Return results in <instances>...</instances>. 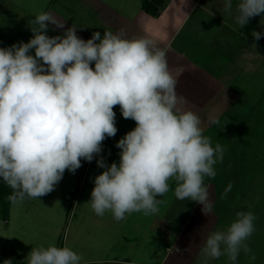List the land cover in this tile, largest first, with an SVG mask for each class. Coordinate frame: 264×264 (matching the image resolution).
<instances>
[{
  "label": "clouds",
  "instance_id": "9594fccd",
  "mask_svg": "<svg viewBox=\"0 0 264 264\" xmlns=\"http://www.w3.org/2000/svg\"><path fill=\"white\" fill-rule=\"evenodd\" d=\"M232 0L224 12L232 15ZM236 23L264 16V0H239ZM32 38L0 48V179L13 191L11 204L36 199L54 190L65 170L75 173L81 160L97 159L105 169L94 179L90 206L97 216L110 211L117 221L126 214H155L174 181L178 200H190L212 212L205 178H215L214 165L224 149L203 134L200 117L185 109V97L168 67L166 52L149 38L129 39L112 31L93 32L85 41L76 27L62 36L47 35L49 25L64 29V20L39 12L30 22ZM264 33L252 32L254 40ZM34 50L35 55L30 54ZM94 64V68L91 66ZM119 106L136 127L117 143L119 163L100 156L106 138L115 137ZM211 123H218L210 116ZM232 189L229 184L223 196ZM223 196L221 198H223ZM256 217L240 211L225 231L207 235L199 255L237 264ZM179 252V249H177ZM255 260V256L249 257ZM28 264H80L69 247L32 248ZM4 264H11L5 261Z\"/></svg>",
  "mask_w": 264,
  "mask_h": 264
},
{
  "label": "rangeland",
  "instance_id": "374dc122",
  "mask_svg": "<svg viewBox=\"0 0 264 264\" xmlns=\"http://www.w3.org/2000/svg\"><path fill=\"white\" fill-rule=\"evenodd\" d=\"M6 1L0 0V48L11 47L20 42L27 43L32 38L31 35L33 36L30 22L37 13L45 12L47 4L54 2V0H15L13 5L6 7V5H2ZM101 1L103 6L102 4H99L101 6L96 5L95 0H60L58 5L63 8V12H56L57 14L61 12L65 28L58 35L62 36L67 28L74 26L77 28V36L85 41L90 39V32L93 34L96 31H99L103 36L105 31L119 33L123 30L126 37L127 28H122L121 25L116 27V24L107 25V18L114 16L123 23L129 20L126 19L127 17H130L136 18L140 22V16L143 14L142 0ZM104 4L109 7L107 8ZM111 4L115 7L114 9ZM136 24L126 23V26L131 30L134 27L136 30L138 28ZM259 24L261 25L259 31L264 33V16L251 18L243 28L248 29ZM211 25V27H216L218 24ZM48 29L50 28L48 27ZM221 35L224 38L230 34L228 33V36ZM262 44L263 55L259 57L261 66L257 74L263 84L258 82L257 87L252 84V89H248L249 81L245 78L240 92H243V97L246 99L236 100L234 105L236 113L224 114L220 118L221 113L216 118L218 123L209 121V116L219 114V105L216 100L209 102L208 107L205 108L208 110L211 108V111H202L198 115L211 123L210 129L205 131L207 133L205 136L211 139L213 147L219 143L224 149L229 146L228 143L233 141L234 137L238 136L237 133L242 128V120L240 122L234 118L246 115L249 110L257 108L260 104L264 106V42ZM206 51L214 54L211 49H205L202 52ZM216 59L218 61H213L208 57V61L205 63L208 65L207 67L221 71L225 67V59L222 56H218ZM225 119L226 121H223ZM223 124L226 129H223ZM116 127L118 131L115 137L105 139L100 154L109 166L113 162L119 163L121 150L115 145L131 128L133 130L136 124L118 120ZM219 139L220 141H218ZM99 158L94 157L91 162L82 159V166L75 173L65 170L61 181L47 195L36 199L26 198L23 202L15 205L10 203L8 211L0 205V264H4L5 261H10L11 264H28L26 258L32 248H47L53 245L67 246L75 251L82 257L80 264H165V259L170 252L176 253L177 261L182 264H189V261H195V264H231L226 255H222L219 259L206 260L199 255L200 248L208 234L217 230L225 231L236 219L237 212L247 210L256 217L255 231L246 241L251 252L245 255L241 251L237 264H264V179L261 185L257 186V179L239 176L236 174L238 172L236 169L228 167L227 164H222L223 167H221L217 161L214 165L215 178L206 177L204 183L208 184L209 199L212 202V198L215 196H212L211 193L213 194V187H215L217 200L214 208L219 214L218 222L212 231L203 229L197 235L200 236L198 239L194 235V242L189 247L187 238L192 237V232L187 231L182 234L183 241L176 243V236L180 235L182 231L181 224L172 222V225H169L170 221L176 218L181 221L183 217L191 213V209H182L175 197L176 185L174 181H169L170 190L167 193L162 197H157L162 200V203L158 205L159 211L155 214L146 216L143 212H133L126 214L125 219L121 221L115 220L110 211H106L103 216H97L88 202H90L91 192L95 186V177L105 170L98 167L97 159ZM259 176L264 177L262 174ZM229 184L232 185V189L226 196H223L224 190ZM222 196L223 198H221ZM175 200L177 201L174 202ZM198 205L200 214H202L203 206ZM205 217L210 216L205 215ZM209 219L212 223L211 218ZM159 222L163 226L152 228L156 227L152 225ZM168 227L169 231H167ZM141 235L145 237L144 240ZM251 255L255 256V260L249 258ZM114 258H117V261H114ZM106 260L110 262L108 263ZM168 260H171L170 256Z\"/></svg>",
  "mask_w": 264,
  "mask_h": 264
},
{
  "label": "crops",
  "instance_id": "0c3cea01",
  "mask_svg": "<svg viewBox=\"0 0 264 264\" xmlns=\"http://www.w3.org/2000/svg\"><path fill=\"white\" fill-rule=\"evenodd\" d=\"M59 1L54 0V2L47 4L45 12H50L62 20L60 13L63 12V8H60L61 6L58 5ZM163 1L164 5L156 15L146 12L142 7L143 14L140 16V22H138L136 18L132 19L127 17L126 19H129L130 21L126 20L121 23L117 17L115 18L114 16H111L110 18H107L106 24H116V27L121 25L122 28L126 27L128 30L126 37L129 39L140 37L152 39L159 48L166 52L169 70L177 81L176 92L179 96L185 97L188 101V103L184 105L185 109L191 110L199 115L202 111L208 110L205 108L208 107L207 105H209V102L216 100L219 105V114L211 115L212 117L218 118L221 113L220 118L224 114H231V112L236 113L234 107L236 100L246 99L243 97V92H240L241 88H243L242 84L244 79L246 78V80L249 81V83H247L248 89H252V84L257 87L258 82L263 84L257 73L261 66L259 65V57H262L263 55V50L261 51V48L263 47L262 43L264 42V35H262L258 41L254 40L252 36L253 31L261 32L259 31L261 25L259 24L248 29H242L236 23L235 16L237 13L235 9L239 0H232V15H228L224 12V0ZM95 2L96 5L102 4L103 6L101 0H95ZM14 3L15 0H7L6 3L2 5L8 7ZM68 6L71 5L68 4ZM105 6L107 8L109 7L108 5ZM111 6L113 9L115 8L112 4ZM20 8L23 9L21 6ZM56 11L61 12L57 14ZM97 18L98 17H96V19ZM126 23L136 24L138 25V28L135 30V28L132 27L131 30L130 27L126 26ZM211 24L218 25L216 27H211ZM49 28L50 29L47 30V35L49 37L57 36L58 33L64 31V29L55 28V26L51 24L49 25ZM228 33L230 34L229 36L227 35ZM221 34L228 37L223 38ZM91 36L92 33L90 32L89 37L91 38ZM205 49H211L214 54H211L208 51L203 53L202 51ZM30 54L34 56V50H31ZM207 56L211 60L213 59V61H218L216 58L222 56L225 59V67L221 71H218L213 67V70L211 67H207L208 65L205 63V61H208ZM91 66L94 68V64ZM113 110L116 113V122L118 120H124L132 122L134 125L136 124L135 121L131 119L123 118L118 105L115 106ZM208 111H211V108H209ZM200 119L203 134L206 135L207 133L205 131L210 129L211 123L205 118ZM241 119L242 117L234 118L236 121ZM223 121H226V119ZM123 127L126 128V126ZM222 127L223 129H226L224 124ZM131 130L132 128L130 131ZM204 184L208 186L206 182ZM211 195L215 196L212 198V212L209 214L210 217L205 218V214H200L201 211L198 207L199 203L190 200H178L182 209H191V213L182 219L180 218L181 221H178V218L170 221L169 225H172V222L175 224H181L182 231L180 235L176 236V243L183 241L182 234L187 231L192 232V237L187 238L189 239V247H191L194 238L200 234L203 229L212 231L213 228H215L219 217V214L214 208L217 200L215 187H213V194L211 193ZM176 201L177 200L174 202ZM209 218H211L212 223ZM165 224L168 225V223ZM152 226L151 227L155 229L160 228L159 226L163 225L159 222ZM167 231H169V227L167 228ZM141 236L144 240L145 237L143 235ZM198 237L200 236H197L196 239H198ZM206 237L204 239H206ZM169 256L171 260H168ZM114 261H117V258H114ZM106 262L109 263L110 261L106 260ZM165 264L182 263L177 261L176 253L174 254L170 252L165 259ZM189 264H195V261H189Z\"/></svg>",
  "mask_w": 264,
  "mask_h": 264
},
{
  "label": "trees",
  "instance_id": "16d2710c",
  "mask_svg": "<svg viewBox=\"0 0 264 264\" xmlns=\"http://www.w3.org/2000/svg\"><path fill=\"white\" fill-rule=\"evenodd\" d=\"M163 5V0L142 1L143 9L152 15L159 13ZM244 118L246 120H243ZM241 120V131L237 133V137L232 136L234 139L228 143V147H224L223 159L219 160V163L221 167H223L222 164H227L228 167L231 166V168L236 169L238 171L236 174L239 176L257 179L256 185L260 186L264 179V177L259 176V174L264 176V106L260 104L257 108L249 110L246 115L242 116ZM248 121L250 122L247 123ZM12 191L0 179V205L6 211L10 206L8 197Z\"/></svg>",
  "mask_w": 264,
  "mask_h": 264
}]
</instances>
